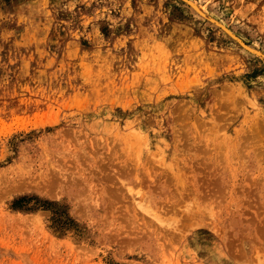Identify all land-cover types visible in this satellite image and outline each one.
<instances>
[{
  "label": "rangeland",
  "instance_id": "1",
  "mask_svg": "<svg viewBox=\"0 0 264 264\" xmlns=\"http://www.w3.org/2000/svg\"><path fill=\"white\" fill-rule=\"evenodd\" d=\"M0 264H264V0H0Z\"/></svg>",
  "mask_w": 264,
  "mask_h": 264
}]
</instances>
